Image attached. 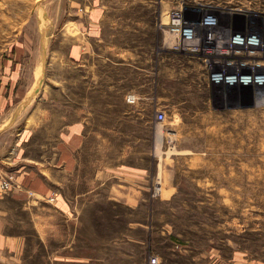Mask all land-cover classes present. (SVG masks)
<instances>
[{
	"label": "rangeland",
	"instance_id": "1",
	"mask_svg": "<svg viewBox=\"0 0 264 264\" xmlns=\"http://www.w3.org/2000/svg\"><path fill=\"white\" fill-rule=\"evenodd\" d=\"M69 5L0 0V66L21 41L32 44L39 86L73 93L69 121L88 123L84 174L73 186L92 184L98 169L119 173L102 186L137 188L135 172L147 175L132 207L108 199L103 187L87 208L83 256L95 264H151L152 256L158 264H264V84L211 79L218 60L245 68L261 63L257 75L263 74L264 46L246 44L233 56L205 53L223 47L224 29L264 35V0H106L100 55L80 64L61 62L59 30ZM173 9L187 19L211 14L220 37L207 43L210 29L200 28L202 49H187L169 31ZM47 207L37 211L52 213ZM15 219L22 222L13 229L30 235L25 254L0 264L50 263L29 213L18 210Z\"/></svg>",
	"mask_w": 264,
	"mask_h": 264
},
{
	"label": "crops",
	"instance_id": "2",
	"mask_svg": "<svg viewBox=\"0 0 264 264\" xmlns=\"http://www.w3.org/2000/svg\"><path fill=\"white\" fill-rule=\"evenodd\" d=\"M105 1L69 0L64 14L67 22L59 30L61 62L80 64L100 55L97 46ZM57 13L56 17L61 11ZM15 47L17 54L0 66V174L10 172L16 179L14 189L0 196V261H15L25 254L30 235L13 229L15 222H22L15 219L16 212L23 210L44 241L45 255L51 259L48 264H95V258L83 256L82 251L87 208L96 206L103 187H108V199L138 205L147 175L142 170L135 172L137 188L115 182L102 186L119 173L98 169L92 184L73 186L84 174L88 123L81 118L69 121V109L75 110V102L68 87L62 86L58 95L52 86H39L34 45L21 41ZM28 55L30 63L25 59ZM37 56L43 57L41 52ZM19 197L26 199L22 205L15 203ZM43 205L52 213H39Z\"/></svg>",
	"mask_w": 264,
	"mask_h": 264
},
{
	"label": "built area",
	"instance_id": "3",
	"mask_svg": "<svg viewBox=\"0 0 264 264\" xmlns=\"http://www.w3.org/2000/svg\"><path fill=\"white\" fill-rule=\"evenodd\" d=\"M209 17L211 18L214 23L209 22ZM209 28L210 32H208L207 35L204 36L205 42L208 41L207 37H211L213 34V39L211 40H217L218 37H220V34L218 33L219 24L217 18L213 17L211 14L205 15L202 18L196 20V19H187L184 16L183 11L179 9H173L170 13V21H169V31L173 33L174 35L178 36L180 40H183V44L187 46V49L193 50V47L196 51L201 50L200 46L197 44V42L200 39V28ZM224 34H222V37H226L227 39L222 40L219 42V45L222 44L221 49L214 50V48H210V50H205V53H217L218 55H238L240 51L237 50L238 47H241L240 45L236 44V40H233L232 38H241L242 40L246 38V36H258L261 40L264 39V35H262L259 32H253L252 34H245L241 30L233 31L232 29H224ZM224 37V38H225ZM213 42V41H212ZM207 42V43H212ZM193 44H197V46H193ZM217 67L214 69V71L211 74V79L214 83L228 85V86H235L240 85L241 81L240 78L244 75L249 76L250 79H253L257 75L258 68L261 69L259 66L253 64L252 67L245 68L241 64L234 63L233 61L226 60V61H215L217 63ZM262 71V70H260ZM262 73V72H261ZM264 74V73H263ZM216 79H218V82H216ZM228 79H232L229 80ZM242 85V84H241ZM257 85V84H255ZM127 100L129 102H135V96L132 94H129L127 97ZM157 119L160 121H164L166 119V114L164 111L160 110L157 112ZM15 177L13 173H6L3 176L0 174V196L4 195L14 189L16 186L15 183ZM159 257L158 256H152L150 258L151 264H158L159 263Z\"/></svg>",
	"mask_w": 264,
	"mask_h": 264
},
{
	"label": "bare ground",
	"instance_id": "4",
	"mask_svg": "<svg viewBox=\"0 0 264 264\" xmlns=\"http://www.w3.org/2000/svg\"><path fill=\"white\" fill-rule=\"evenodd\" d=\"M209 22L210 23H214V21H212L211 20V18L209 17ZM208 38V41L207 42H212L213 40H211V39H213L214 37H213V34L211 35V37H207ZM215 39V38H214ZM233 40H236V44L237 45H240V46H244V45H248L249 46V48H251V47H255V46H258V45H261V46H264V39H260L258 36H251V37H249V36H246V38H244L243 40L241 39V38H232ZM248 56L249 57H253V54H248ZM262 56V55H261ZM259 66L260 65H262L261 63L260 64H258ZM261 67V66H260ZM258 70V72L260 73L261 71L260 70H262V69H257ZM42 71V70H41ZM42 73V72H41ZM40 73V74H41ZM259 73H257V74H259ZM264 75L263 74H260V75H256L255 76V78H254V82H255V84L257 83V85H263L264 84V79L262 78ZM229 80H232V79H228V81ZM240 81H241V84H242V86H248V85H250V83L251 84H253V79H250L249 78V76H246V75H244V76H242L241 78H240ZM216 82H218V79H216ZM245 83H247V84H245ZM217 84V83H216Z\"/></svg>",
	"mask_w": 264,
	"mask_h": 264
}]
</instances>
